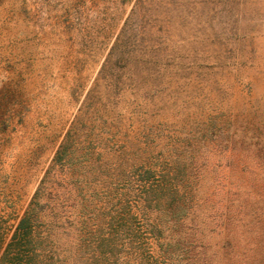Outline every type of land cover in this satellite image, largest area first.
<instances>
[{
  "label": "rangeland",
  "instance_id": "1",
  "mask_svg": "<svg viewBox=\"0 0 264 264\" xmlns=\"http://www.w3.org/2000/svg\"><path fill=\"white\" fill-rule=\"evenodd\" d=\"M0 264H264V0H0Z\"/></svg>",
  "mask_w": 264,
  "mask_h": 264
},
{
  "label": "trees",
  "instance_id": "2",
  "mask_svg": "<svg viewBox=\"0 0 264 264\" xmlns=\"http://www.w3.org/2000/svg\"><path fill=\"white\" fill-rule=\"evenodd\" d=\"M37 193L35 192L33 196V200L36 199ZM32 200L31 205H34V201ZM38 205V202L35 203V206ZM38 213L36 208H31L27 210L24 214V216L21 218L18 226H17V232L13 236V241L9 244L8 248H18L20 245L26 246V244L29 242L28 237L30 233L33 231V224L38 220Z\"/></svg>",
  "mask_w": 264,
  "mask_h": 264
}]
</instances>
